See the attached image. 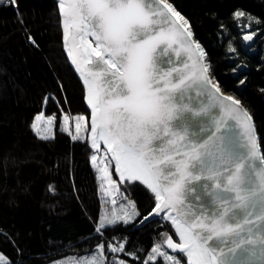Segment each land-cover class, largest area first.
Returning <instances> with one entry per match:
<instances>
[{"label": "snow or ice", "instance_id": "1", "mask_svg": "<svg viewBox=\"0 0 264 264\" xmlns=\"http://www.w3.org/2000/svg\"><path fill=\"white\" fill-rule=\"evenodd\" d=\"M59 10L67 53L87 89L91 147L103 142L120 180L147 186L156 201L149 215L163 213L178 237L163 234L148 261L182 264L166 246L186 264H264V151L247 110L213 83L188 21L169 0H59ZM181 52L187 54L182 64L174 60ZM193 90L204 102H191ZM76 120L72 140L83 138L86 118ZM32 128L40 133L38 123ZM98 171L118 191L108 164ZM138 215L129 201L106 213L101 227ZM98 247L103 256L104 245ZM0 264H10L3 254ZM80 264L103 260L93 256Z\"/></svg>", "mask_w": 264, "mask_h": 264}, {"label": "trees", "instance_id": "2", "mask_svg": "<svg viewBox=\"0 0 264 264\" xmlns=\"http://www.w3.org/2000/svg\"><path fill=\"white\" fill-rule=\"evenodd\" d=\"M169 2L190 23L219 86L252 114L264 151V0ZM237 12L244 15L237 18ZM248 34H254L251 43ZM42 111L58 116L47 140L32 128ZM63 114L90 117L85 86L64 49L58 2H0V251L10 264H42L98 244L105 264H145L163 234L178 241L163 217L134 228L156 203L140 181H119L137 218L99 226L103 199L94 149L88 135L72 140L63 131ZM121 244L123 252L111 251ZM177 258L186 264L183 254ZM148 264L166 261L157 257Z\"/></svg>", "mask_w": 264, "mask_h": 264}, {"label": "rangeland", "instance_id": "3", "mask_svg": "<svg viewBox=\"0 0 264 264\" xmlns=\"http://www.w3.org/2000/svg\"><path fill=\"white\" fill-rule=\"evenodd\" d=\"M2 1H5V0H0V2H2ZM38 115H42L43 118H44L43 120L38 121V122L34 119V122L38 123V126L40 128L39 135L40 136H42V135H50L51 138L54 137L55 132H56V126H57V123H58L57 114H47L44 111H42V112L38 113L35 117H37ZM65 116H68V118H69L68 119V125H67V127L69 129V132L72 134V136L73 135H77V131H76L77 120H76V117H78V116H70V115H67V114H63L61 116V118H60V125H61L62 128L65 127V124H64V117ZM49 117L54 118L53 119V123L51 125L47 124V120H48ZM85 118H86L85 121H81L80 122L81 123L80 136L83 137V136L88 135V139L90 140V134H91L90 117L89 118L85 117ZM49 128L51 129L50 133L47 132V129H49ZM94 155L97 156V161H96L95 164H93V163L92 164H93L94 168L97 170V172L99 174V177H100V180H101V173H100V171H98V168L103 167L104 164L107 163L108 167H109V171L111 173V177H112V179L114 181H116V185L118 187V191H116V190L110 188L109 185L105 181L101 180L103 210H102V213H101V216H100V219H99V223H98L99 226L101 227V223L103 222V218H104L106 213L110 214L111 211L113 210V208H115L119 212L121 205L127 206L128 202L129 201L133 202V200L125 198V196L120 192V190H119V181L125 182L127 180H120L119 173H117L115 165H114L113 161L111 160V157H110L109 153L107 152V149L104 146L100 145L99 149H94V152H93L92 156H94ZM109 161H110V163H109ZM115 174L117 175L118 178L115 177ZM108 192H111V195H108L107 194ZM113 199L116 200L115 204L112 203ZM135 218H137V216H135L134 219H132L129 222L134 221ZM118 222H124V221L121 220V221H118ZM105 225H110V224H104V226ZM177 242H179V241H177ZM99 245H101V244L96 245L91 251H89L87 253H84V254H78V253L69 254V255H65L63 257L52 259V260H50L48 262H45V263H42V264H80V262L88 260V259L92 258L93 256H96V258L98 260H103V264H105V251H103V256H101L100 255V249L98 247ZM112 247H116V246L112 245L111 248ZM164 250L167 251L169 253V255L178 256L180 254V253L172 252V250L167 249L166 246H165ZM0 254H3L8 259V261L11 262L10 259L4 253H2L1 251H0ZM119 261H122V260H118V262ZM125 264H129V263L125 262Z\"/></svg>", "mask_w": 264, "mask_h": 264}, {"label": "water", "instance_id": "4", "mask_svg": "<svg viewBox=\"0 0 264 264\" xmlns=\"http://www.w3.org/2000/svg\"><path fill=\"white\" fill-rule=\"evenodd\" d=\"M57 2H58V4H59V0H56ZM177 11V10H176ZM60 15H61V19H62V28H63V16H62V14H61V12H60ZM189 26H190V23H189ZM192 34H193V32H192ZM89 39H93L92 37H89ZM192 39L196 42V43H198V41L196 40V38L194 37V34L192 35ZM246 40V39H245ZM252 40H253V36H252V39L251 40H246L248 43H251L252 42ZM64 41V40H63ZM199 44V43H198ZM200 45V44H199ZM64 49H65V52H66V54H67V57H68V59H69V61H70V63H71V66H72V68L74 69V71L76 72V74H77V76H78V78L82 81V83H83V77L80 75V73H79V71H77V69H76V66H75V64H73L72 63V59H71V57L68 55V53H67V48L65 47V44H64ZM204 51V50H203ZM174 55V54H173ZM174 60H179L180 61V63L182 64L185 60H187V54H185V53H183V52H181V55L179 56V57H175L174 56ZM204 63L205 64H207L208 66H209V76L211 77V79H212V81H213V83H216V84H218L219 85V83H218V81H217V79L212 75V72H211V70H210V65L207 63V61H206V57H204ZM84 84V83H83ZM84 86H85V84H84ZM220 90H221V92L224 94V95H228V96H232L234 99H236V100H239L238 98H236L235 96H233L232 94H230V93H228V92H226L225 90H223L221 87H220ZM194 93H195V90H193V97H192V103H194V104H200V103H202V102H204V97L203 96H200V97H196L195 95H194ZM86 97H87V89H86V86H85V102H86V105H87V108H88V110L90 111V122H91V107L87 104V99H86ZM240 101V100H239ZM240 105H241V107L242 108H244L245 110H247V112L249 113V115L252 117V122L254 123V125H255V127H256V124H255V121H254V118H253V116H252V114L249 112V110L244 106V104L240 101ZM211 122H209V124H210ZM256 134H257V138H258V143H259V145L261 146V144H260V139H259V135H258V132H257V127H256ZM90 143H91V134H90ZM100 145H102V146H104L106 149H107V146L106 145H104L103 144V142H101V144ZM262 149V148H261ZM109 155H110V157H111V153H109ZM113 161V163H114V165H115V161L114 160H112ZM118 173V172H117ZM155 207V206H154ZM151 212H152V210H151ZM150 212V213H151ZM145 217H147V219H145ZM161 217H163V213H161V214H159V215H149V214H147L146 216H144L136 225H135V227L134 228H140V227H142V226H144L145 224H147L148 222H150V221H152V220H155V219H158V218H161Z\"/></svg>", "mask_w": 264, "mask_h": 264}]
</instances>
